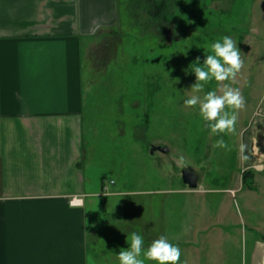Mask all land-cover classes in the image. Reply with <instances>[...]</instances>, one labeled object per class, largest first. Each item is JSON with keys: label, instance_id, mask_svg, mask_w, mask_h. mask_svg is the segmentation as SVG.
Wrapping results in <instances>:
<instances>
[{"label": "rangeland", "instance_id": "374dc122", "mask_svg": "<svg viewBox=\"0 0 264 264\" xmlns=\"http://www.w3.org/2000/svg\"><path fill=\"white\" fill-rule=\"evenodd\" d=\"M155 1L118 0L114 30L83 40L82 170L95 202L87 209L105 235L94 253L119 264L117 250L136 232L145 250L166 236L179 264H264V0H169L159 16ZM225 35L244 67L224 83L246 101L236 134L223 136L230 150L213 147L221 137L183 103L197 58L202 65ZM220 87L213 80L198 94ZM187 167L196 188L183 180Z\"/></svg>", "mask_w": 264, "mask_h": 264}, {"label": "crops", "instance_id": "0c3cea01", "mask_svg": "<svg viewBox=\"0 0 264 264\" xmlns=\"http://www.w3.org/2000/svg\"><path fill=\"white\" fill-rule=\"evenodd\" d=\"M118 20V0H0V264H100L82 170L83 40Z\"/></svg>", "mask_w": 264, "mask_h": 264}, {"label": "clouds", "instance_id": "9594fccd", "mask_svg": "<svg viewBox=\"0 0 264 264\" xmlns=\"http://www.w3.org/2000/svg\"><path fill=\"white\" fill-rule=\"evenodd\" d=\"M211 52L212 54L206 55L202 65L197 58L192 68L196 80L191 87L194 94L183 103L190 108L198 106L199 114L210 133L221 137L213 147L230 150L223 136L236 134L239 111L244 109L246 101L239 88L224 82L236 80L244 67V60L237 42L227 35L211 44ZM213 80L221 87L209 90L203 96L199 95L198 93L204 92L205 85ZM245 149L246 145L242 144L240 152L243 153ZM177 162L178 165H184L185 157L180 155ZM184 230L187 233V226ZM143 246V237L136 232L131 233L129 247L118 253L119 264H145V259L155 261L156 264H179L181 250L170 243L166 236L161 235L152 241L146 250Z\"/></svg>", "mask_w": 264, "mask_h": 264}, {"label": "water", "instance_id": "95a60500", "mask_svg": "<svg viewBox=\"0 0 264 264\" xmlns=\"http://www.w3.org/2000/svg\"><path fill=\"white\" fill-rule=\"evenodd\" d=\"M156 150H160L162 152H169V148L165 146H153L151 152L154 153ZM183 180L186 184L191 188H196L199 183V175L192 167H187L183 170Z\"/></svg>", "mask_w": 264, "mask_h": 264}, {"label": "trees", "instance_id": "16d2710c", "mask_svg": "<svg viewBox=\"0 0 264 264\" xmlns=\"http://www.w3.org/2000/svg\"><path fill=\"white\" fill-rule=\"evenodd\" d=\"M156 3L154 4V8L152 11V14L154 16H159L160 11L162 10H167L166 8H168L169 4V0H160V1H155Z\"/></svg>", "mask_w": 264, "mask_h": 264}, {"label": "built area", "instance_id": "2783aa9c", "mask_svg": "<svg viewBox=\"0 0 264 264\" xmlns=\"http://www.w3.org/2000/svg\"><path fill=\"white\" fill-rule=\"evenodd\" d=\"M73 202H75V203H81L82 202V199L80 197H75L73 199Z\"/></svg>", "mask_w": 264, "mask_h": 264}]
</instances>
